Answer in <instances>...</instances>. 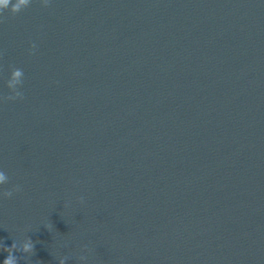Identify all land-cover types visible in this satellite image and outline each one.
Here are the masks:
<instances>
[{
	"label": "water",
	"instance_id": "water-1",
	"mask_svg": "<svg viewBox=\"0 0 264 264\" xmlns=\"http://www.w3.org/2000/svg\"><path fill=\"white\" fill-rule=\"evenodd\" d=\"M3 16L0 264H264V0Z\"/></svg>",
	"mask_w": 264,
	"mask_h": 264
},
{
	"label": "clouds",
	"instance_id": "clouds-1",
	"mask_svg": "<svg viewBox=\"0 0 264 264\" xmlns=\"http://www.w3.org/2000/svg\"><path fill=\"white\" fill-rule=\"evenodd\" d=\"M50 0H42V4L46 7L48 6ZM31 3V0H0V24H3L6 22V18L3 16V13L8 10L10 13L15 16L19 14L24 8L28 7ZM32 48L35 49V45H32ZM23 71L22 69H15L12 72V78L8 84V87L12 90L14 93L13 95L5 97L6 100H15V99H23V93L20 91H17L16 85H22L23 83ZM8 176L7 174L0 170V185H4L8 183ZM20 191L19 186H15L11 190H5L2 193H0V197L3 198H10L13 195V192ZM81 203H83V198H80ZM48 229H51L52 225H46ZM3 250L8 253L7 257L4 259L3 264H18V258L13 254L16 251L23 252L26 257L31 256L34 253L35 250V244L31 238H26L23 242L17 245L16 242H13V244L10 247L2 246ZM66 257H62L59 260V264H65ZM88 257L85 255L80 256L81 261H87Z\"/></svg>",
	"mask_w": 264,
	"mask_h": 264
}]
</instances>
